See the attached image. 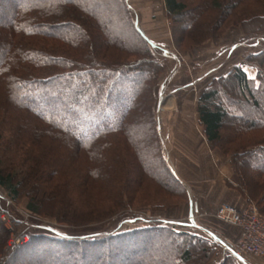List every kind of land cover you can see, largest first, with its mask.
I'll return each instance as SVG.
<instances>
[{"label":"trees","instance_id":"trees-1","mask_svg":"<svg viewBox=\"0 0 264 264\" xmlns=\"http://www.w3.org/2000/svg\"><path fill=\"white\" fill-rule=\"evenodd\" d=\"M5 1L8 8L0 7V142L5 133L17 140H5L11 156L1 158L11 161V167L1 164L0 159V187L7 196L17 200L25 190L29 197L26 208L32 213L67 224L88 221L86 224L93 225L111 219L123 208V198L141 190L146 179L170 189V180L176 182V178L168 164L159 155L163 174L156 179L155 173L149 177L143 151L137 145L133 113L141 100L140 112L150 122L151 127L145 129L155 151L158 129L153 108L147 109L141 97L148 96V88L155 84L163 66L127 0ZM247 1H195L199 12L204 11L196 13V28L189 31V37L219 36L230 23H242L246 34H252L255 30L247 24L259 29L260 23H251L249 18L262 15L263 22L264 0L251 7L243 4ZM165 3L175 21L190 8L185 0ZM101 6L114 8L113 19L127 26L137 45L117 37L123 36L120 31L110 32L107 18L99 14ZM185 23L184 30L191 26ZM246 57L262 63L257 65L258 85L248 76L245 65H235L204 90L198 110L211 143L225 142L221 131L226 123L234 118L244 120V126L236 127L228 142L244 171L243 191L257 200L264 190V134L237 141L243 136L241 132L264 130V49ZM232 94L241 97L238 104L255 105L261 111V121L231 113L236 108L225 96ZM27 145L31 153L26 159L20 152ZM103 151H107L104 156ZM73 167L78 177H66V170ZM247 168L256 174V184L247 176ZM6 201H0V264H209L215 255L203 235L177 231L160 219H148L147 225L128 230L118 221L113 228L69 234L38 224L37 231L25 232L29 242L8 247L5 252L8 230L1 211ZM259 209L264 212V208ZM78 215L82 220L76 218ZM136 235L142 237L133 242ZM164 243L170 244L169 249ZM101 249L107 252L104 261L99 260ZM17 252L30 261L19 262ZM214 264L241 262L230 253Z\"/></svg>","mask_w":264,"mask_h":264},{"label":"rangeland","instance_id":"rangeland-1","mask_svg":"<svg viewBox=\"0 0 264 264\" xmlns=\"http://www.w3.org/2000/svg\"><path fill=\"white\" fill-rule=\"evenodd\" d=\"M185 1L190 4V8L183 18L175 21L167 11L165 0H127L133 10V18L135 16L139 29L150 41L155 50L156 58L160 60L163 66L158 77H156L155 84L148 88V96L144 98L145 96L142 95L141 97L145 100L147 109L152 110L153 108V121L157 124L159 136L153 134L156 140L155 151L151 146L153 145L152 138L145 129L147 125L150 126V122L147 121L146 115L140 112L139 107L141 103H144L141 100L138 101L137 108L133 113L135 116L133 122L137 124L135 128L137 145H140L141 151H143L145 174H148L149 177L155 176L154 173L158 174L155 179L163 174L161 171L163 165L159 164L157 160L158 156L161 155L171 169L176 182L170 180L171 188L167 189L165 186H160L156 182L157 180L146 179L141 190L132 193L131 197L128 195L129 197L123 198V208L120 207L111 219L100 222V224H93L97 226L86 224L88 221L85 222V219L83 220L85 223L76 225V223L67 224L57 221L54 217L47 215L38 216L27 210L26 205L29 197L25 190L22 191L21 198L12 200L7 196V192L0 187V201L4 202L6 201L5 198L7 199L5 210L1 211V219L8 230V244L4 247L5 252L8 247L29 242V236L25 232L37 231L38 224L69 234L72 232H92V230H99L100 228H113L118 224V221H122L123 230H128L134 226L147 225L148 219H160L164 224L172 226L177 231H190L200 236L203 235L208 240L209 246L215 250V255L209 264L217 263L227 254L235 255L228 248L232 241L225 240L228 231L231 230L227 226L232 224L228 225L223 222L217 213L221 204L230 203L222 201V198L232 197L231 192L236 191L242 197L241 204L251 202L262 209L264 208V199L262 198L264 190L259 193L257 200L251 199L249 193L243 191L244 171L241 170L235 149L228 142L231 133H236L240 125L244 124V120L241 117L242 120L232 116L234 119L226 123L221 131L222 137L227 143L223 141L217 144L211 143L205 135L204 125L199 118L198 99L214 79L224 77L235 65L239 64L245 65L248 76L252 81H255L256 86L258 85L257 65L262 63L259 62V59L250 60L246 56L261 52L264 49V20L262 22V15L249 18L251 23H260L258 24L259 29L254 24L252 26L247 24V26L250 25L251 30H255L252 34H246V26L242 23H230L219 36L209 34L208 37L203 35L202 37L190 38L192 35L189 37V31L196 28L193 26L196 21V13H203L204 10L199 12V6L194 5L197 0ZM256 2L260 1L248 0L247 3L243 4L251 7L256 6ZM8 5L5 0H0V7L8 8ZM112 9L114 10L111 6L110 8L101 6L99 11L100 15L107 18V27L110 32L116 34L117 31H120L119 33L123 36L118 35L117 37L123 39L125 43L136 42L129 37L131 33L127 26L121 24V20L113 19ZM185 22L191 25L186 30H184ZM248 35L251 37L248 38ZM196 38L201 39L199 43L194 42ZM238 95L225 96L227 102L230 103L229 105L236 108V110L231 109V113H241L242 117L244 115V117L261 121V111L252 103L238 104V99L241 98ZM54 102L57 104L59 101ZM236 127H238L237 130ZM258 131L241 132L240 134L243 136L237 142L252 139L257 133V135L259 133L264 134V130ZM5 134L2 142H0V159L11 156L6 150L5 140L17 141L14 135ZM30 150L31 146L27 145L22 148L20 155L27 159L31 153ZM106 152L103 151V156L106 155ZM10 162L1 159V164L5 166L11 167ZM254 164L256 163L254 162ZM151 168L154 170H150ZM244 170L247 176L253 180L252 183H255L254 171L248 168ZM66 171L68 172L66 177L69 178L78 173L76 167ZM261 177L264 178L262 175ZM220 184H224L227 189H223ZM228 187L231 189L229 190ZM53 193L55 192L53 191ZM109 197L111 198V195ZM217 200L219 201L218 204L215 203ZM214 209L216 210L214 211ZM260 213L264 215V212ZM81 217L82 215H78L76 218L82 220ZM203 220H209L208 222L213 227ZM141 237V235L134 236L133 242H137ZM169 246L170 244L166 246L164 243V247L169 249ZM101 251L103 255L99 260L103 258L104 261L108 258L107 252L105 249H101L99 252ZM15 254V259L19 256L17 259L19 262L30 261L31 259L30 257L25 259L26 256L19 252ZM250 256L253 255L246 253L242 257L237 256V258L241 264H254L251 262L252 257Z\"/></svg>","mask_w":264,"mask_h":264},{"label":"built area","instance_id":"built-area-1","mask_svg":"<svg viewBox=\"0 0 264 264\" xmlns=\"http://www.w3.org/2000/svg\"><path fill=\"white\" fill-rule=\"evenodd\" d=\"M218 216L226 224H232L241 230V238L228 245L238 257L249 253L264 258V215L251 202L237 206L231 203L221 204Z\"/></svg>","mask_w":264,"mask_h":264},{"label":"crops","instance_id":"crops-1","mask_svg":"<svg viewBox=\"0 0 264 264\" xmlns=\"http://www.w3.org/2000/svg\"><path fill=\"white\" fill-rule=\"evenodd\" d=\"M164 5H165V3H164ZM220 185L222 186L223 189H227V187L224 184H220ZM230 189L231 188H229V190ZM231 194H232V197H230V196L228 198L223 197L222 198V201L230 202L231 204H234V205H237V206H243V204H245L244 202H243V204H241L242 197L239 196L236 191H232ZM215 203L218 204L219 201L217 200V201H215ZM215 210L216 209H214V211ZM203 221L205 223L211 225V223L208 222L209 220H203ZM227 227H230L231 230L229 229L230 231H228V235H226L227 236V239L225 238V240L228 241V242L229 241H232V243L238 241L241 238V236H242L241 230L239 229V227L236 226V225H229ZM250 257H252V259H251L252 260L251 261L252 263L254 262V264H264V258H262V257H255L254 255L253 256H250Z\"/></svg>","mask_w":264,"mask_h":264}]
</instances>
